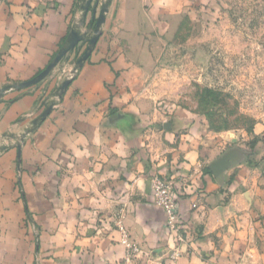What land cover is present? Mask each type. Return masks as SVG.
<instances>
[{
	"label": "crops",
	"instance_id": "1",
	"mask_svg": "<svg viewBox=\"0 0 264 264\" xmlns=\"http://www.w3.org/2000/svg\"><path fill=\"white\" fill-rule=\"evenodd\" d=\"M207 2L111 0L59 96L61 63L19 85L72 29L91 38L101 5L84 15L85 0H0V264H264V141L252 148L190 111L166 114L148 94L153 46ZM156 175L173 182L178 233L155 202Z\"/></svg>",
	"mask_w": 264,
	"mask_h": 264
},
{
	"label": "rangeland",
	"instance_id": "2",
	"mask_svg": "<svg viewBox=\"0 0 264 264\" xmlns=\"http://www.w3.org/2000/svg\"><path fill=\"white\" fill-rule=\"evenodd\" d=\"M153 47L146 84L164 113L190 111L252 148L264 141V0H209Z\"/></svg>",
	"mask_w": 264,
	"mask_h": 264
},
{
	"label": "water",
	"instance_id": "3",
	"mask_svg": "<svg viewBox=\"0 0 264 264\" xmlns=\"http://www.w3.org/2000/svg\"><path fill=\"white\" fill-rule=\"evenodd\" d=\"M93 0H85L84 3V12L86 15V13L88 12L91 4H92ZM96 4L94 7V11L95 13H97V8L99 6L100 1L99 0H95ZM111 0H104L101 4V10H100V14L99 16L96 18V24H95V28H94V34L91 38H87L85 37L84 34L81 33V31L78 28H74L72 29L69 38L67 40L66 45L60 50V52L57 54V56L52 60V62H50V64H48V66L37 76H35L34 78H32L31 80L25 81L23 83H21L19 86L20 87H28L30 85L39 83L41 81H43L44 79H46L51 73L52 71L55 69V67L63 60V58L72 50L76 49V47L79 45V43L81 41H87L89 43V45L87 46L84 54L78 59V66L77 68L80 69V67L83 65V63L90 57L91 53L93 52V49L95 48V46L98 43V40L100 38L101 35V27L102 25L105 23L106 21V14L109 10V5H110ZM73 78L71 79H67L65 80L59 91H58V95L62 96L63 92L65 91V89L69 86V84L71 83ZM55 105V102L50 103L47 108L45 109V111L34 121V125L37 126L40 123H42L45 118L50 114V112L52 111L53 107Z\"/></svg>",
	"mask_w": 264,
	"mask_h": 264
},
{
	"label": "built area",
	"instance_id": "4",
	"mask_svg": "<svg viewBox=\"0 0 264 264\" xmlns=\"http://www.w3.org/2000/svg\"><path fill=\"white\" fill-rule=\"evenodd\" d=\"M100 5L104 0H99ZM83 42L86 43V46L89 44L87 41H81L79 45ZM78 45V46H79ZM83 46V45H82ZM87 48V47H85ZM86 49L82 50L80 48L79 56L85 52ZM61 81H65L66 79H71L76 76L78 73V60H67L65 62L61 61ZM59 63V64H60ZM152 187L154 190V197L155 202L157 205L161 206L167 217V229L170 232H179L180 229V215L178 210V201L176 194L174 192V185L173 182L163 176L156 175L152 178ZM123 230V238L122 243L127 247V254L129 258L135 256L139 252V248L135 246L129 239L126 231ZM180 240H183V238L180 236Z\"/></svg>",
	"mask_w": 264,
	"mask_h": 264
},
{
	"label": "trees",
	"instance_id": "5",
	"mask_svg": "<svg viewBox=\"0 0 264 264\" xmlns=\"http://www.w3.org/2000/svg\"><path fill=\"white\" fill-rule=\"evenodd\" d=\"M95 23H96L95 20H93V21L91 22V25H93V28H95ZM84 42H86V41H84ZM80 46H81V45L77 46L76 49H75V50H76V54H77V55L75 56V60H78V59L81 57V56H79V54H80V53H79V51H80V49H79ZM81 55H82V54H81ZM69 59H70V57L67 55V56L64 57V59H63L62 61H66V60H69Z\"/></svg>",
	"mask_w": 264,
	"mask_h": 264
}]
</instances>
